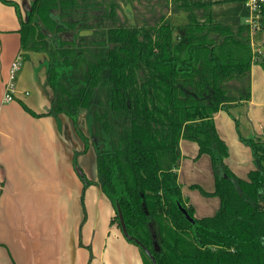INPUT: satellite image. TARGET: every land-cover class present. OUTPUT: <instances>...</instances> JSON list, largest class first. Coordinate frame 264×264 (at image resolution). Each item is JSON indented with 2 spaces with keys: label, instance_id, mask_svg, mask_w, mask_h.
<instances>
[{
  "label": "trees",
  "instance_id": "obj_1",
  "mask_svg": "<svg viewBox=\"0 0 264 264\" xmlns=\"http://www.w3.org/2000/svg\"><path fill=\"white\" fill-rule=\"evenodd\" d=\"M119 1L134 10L131 17ZM0 2L18 15L22 59L46 56L49 108L37 115L21 107L57 126L61 115L70 119L84 148L73 152L74 169L93 147L96 180L79 178L83 190L96 184L112 205L110 225L120 229L118 206L126 232L156 264H264V135L240 137L255 164L243 180L228 168L213 120L250 99L253 63L264 70L250 24L214 23L210 0H33L25 19L15 2ZM256 6L264 29L263 6ZM180 11L186 23L172 26L169 13ZM180 139L196 143L197 156L212 163L213 191L191 186L218 197L212 217L195 218L182 195ZM136 246L143 264H152Z\"/></svg>",
  "mask_w": 264,
  "mask_h": 264
},
{
  "label": "crops",
  "instance_id": "obj_2",
  "mask_svg": "<svg viewBox=\"0 0 264 264\" xmlns=\"http://www.w3.org/2000/svg\"><path fill=\"white\" fill-rule=\"evenodd\" d=\"M11 1L25 19L33 0ZM210 1L214 23L237 26L258 18L251 0ZM256 1L264 9V0ZM169 16L172 26L187 21L182 11ZM19 28L14 8L0 2V264H143L137 246L127 242L116 224L110 225L115 212L99 187L93 184L83 190L71 160L75 150L84 148L70 119L61 115L58 128L52 117H34L21 107L24 104L37 115L49 108L43 53L25 55L14 79V100H4L11 63L21 55ZM250 41L252 51L264 56V29H252ZM41 65L44 88L36 80ZM249 75L250 99L218 111L213 118L228 148L225 162L243 180L255 164L251 148L240 139L264 135V70L253 63ZM34 88L45 101L34 97ZM178 145L182 195L194 208L195 218L212 217L218 197H204L197 188H189L198 185L213 191L212 163L207 155L197 156L196 143L180 139ZM77 164L86 180H96L93 147L77 157Z\"/></svg>",
  "mask_w": 264,
  "mask_h": 264
},
{
  "label": "built area",
  "instance_id": "obj_3",
  "mask_svg": "<svg viewBox=\"0 0 264 264\" xmlns=\"http://www.w3.org/2000/svg\"><path fill=\"white\" fill-rule=\"evenodd\" d=\"M250 3L252 4V7H254L255 10L258 11V7L256 6V4L259 2H257L256 0H251ZM250 26H251V30L258 27V24H256V19H255V22L253 21L250 23ZM21 63H22V56L21 55H18L13 60V62L11 63L9 80L5 86V93H4V97H3L5 101L14 100V98L12 97V94L14 92V79H15L16 73L22 67Z\"/></svg>",
  "mask_w": 264,
  "mask_h": 264
},
{
  "label": "water",
  "instance_id": "obj_4",
  "mask_svg": "<svg viewBox=\"0 0 264 264\" xmlns=\"http://www.w3.org/2000/svg\"><path fill=\"white\" fill-rule=\"evenodd\" d=\"M30 7V5H29ZM29 10V8H28ZM27 10V12H28ZM75 170V173L78 175V176H81L83 173H82V170L80 169V167L76 166V168L74 169ZM178 209L185 215L186 219L190 222V223H193V219L189 216L188 213L185 212V210L179 206ZM117 215L119 216V223H120V231L122 232L124 238L126 240H133L134 243L136 245H138L140 247V249H142L144 251V253L149 257L150 261L152 264H156L155 262V259L154 257L152 256V254L150 253L149 249H145L135 238L131 237L130 235H128V232H126L125 230V225H124V222H123V216L121 215V212H120V209L118 208L117 206Z\"/></svg>",
  "mask_w": 264,
  "mask_h": 264
},
{
  "label": "rangeland",
  "instance_id": "obj_5",
  "mask_svg": "<svg viewBox=\"0 0 264 264\" xmlns=\"http://www.w3.org/2000/svg\"><path fill=\"white\" fill-rule=\"evenodd\" d=\"M119 4H121V6H122V10L129 16V17H131L132 16V14L134 13V10H132L131 8H130V5H127V4H122V2L121 1H119ZM31 67H33V66H31ZM43 65H41V68L39 69V71L37 70L36 72H38V74L36 75L35 73H34V75H36V80H37V83H38V85L40 84L41 86H43V84H44V70H43ZM27 69L29 70V68H28V65H27ZM35 70V69H34ZM34 72V71H33ZM46 84V83H45ZM37 85V84H36ZM43 88H44V86H43ZM34 97H36L37 99H42L43 101H45L46 99H45V97L42 95V98L41 97H39V94L37 93V91H36V88H34ZM79 126H80V128H81V130L82 131H84L85 130V126H84V123H83V119L81 118L80 119V121H79ZM201 182H204V181H201ZM205 183V182H204ZM182 186L184 187V184H182ZM190 189H192V190H196L195 188H192L191 186L189 187ZM205 189H207V186L205 185ZM200 192V191H199ZM200 195L201 196H203L202 194H201V192H200ZM204 197H209V198H213V197H216V196H204ZM219 208V207H218ZM194 209V208H193ZM217 211V210H216Z\"/></svg>",
  "mask_w": 264,
  "mask_h": 264
},
{
  "label": "flooded vegetation",
  "instance_id": "obj_6",
  "mask_svg": "<svg viewBox=\"0 0 264 264\" xmlns=\"http://www.w3.org/2000/svg\"><path fill=\"white\" fill-rule=\"evenodd\" d=\"M81 119V118H80ZM80 119H79V121H80ZM84 122V121H83ZM80 130H81V128H80ZM82 131V130H81ZM84 133H86L87 131L86 130H84L83 131ZM76 134H77V132H76ZM77 136H78V134H77ZM79 137V136H78ZM80 138V137H79ZM80 140H81V138H80ZM81 142H82V140H81ZM82 144H83V142H82ZM94 151V150H93Z\"/></svg>",
  "mask_w": 264,
  "mask_h": 264
}]
</instances>
